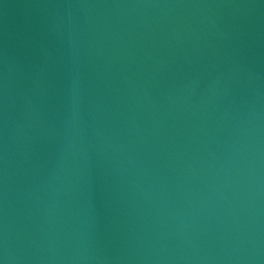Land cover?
<instances>
[{"label": "water", "instance_id": "obj_1", "mask_svg": "<svg viewBox=\"0 0 264 264\" xmlns=\"http://www.w3.org/2000/svg\"><path fill=\"white\" fill-rule=\"evenodd\" d=\"M0 264H264V0H0Z\"/></svg>", "mask_w": 264, "mask_h": 264}]
</instances>
